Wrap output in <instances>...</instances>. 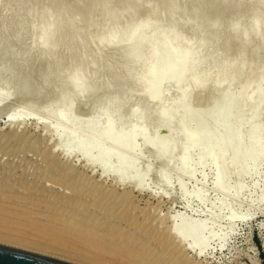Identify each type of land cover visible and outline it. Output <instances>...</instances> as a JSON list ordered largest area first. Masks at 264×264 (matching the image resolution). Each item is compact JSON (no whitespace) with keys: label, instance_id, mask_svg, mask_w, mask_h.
<instances>
[{"label":"rangeland","instance_id":"1","mask_svg":"<svg viewBox=\"0 0 264 264\" xmlns=\"http://www.w3.org/2000/svg\"><path fill=\"white\" fill-rule=\"evenodd\" d=\"M141 1L145 3L150 0ZM173 3H176L174 12L170 10L173 6H169L166 11L164 10L166 7H162L160 12H149L150 14L142 11L133 20L124 18L118 26L120 39L114 45L102 46L88 42L82 57H79V52L69 56L72 65L80 62L84 66L88 82L100 83L101 86L97 85L99 88L91 91L92 95L84 92L78 96L74 93L73 97L62 104V109L73 104V114L77 117L78 127L85 122L87 111L91 109L93 103L99 108H104L113 119L112 103L103 102L107 97L112 96V100L119 98L120 96L115 95L118 90L120 92L123 88L124 92L130 90L129 76L140 73L136 71L139 68L128 61L126 65L119 55L123 52L125 38L136 20L145 19L152 28L161 25L157 29L161 27L165 29L176 24L175 30L177 32L180 30L178 33L183 41L193 45L197 43L198 38L199 41L201 37L206 39L202 32L208 18L206 0H173ZM252 3L248 0L226 1L224 6L227 9L222 17L224 20L220 18L222 22L218 23V28L212 35L216 36L215 39L217 38L219 42H216V45L207 37V41L211 42L210 46L212 43L216 45L213 44L215 47L212 49L209 42L202 38L207 49L204 53L192 57L190 72L188 71L184 78L186 82L195 75L201 88L190 85L192 95H189L191 98L188 100L189 104L192 102L190 105L195 111L199 109L204 113L222 109L218 92L210 88L212 82L221 77L231 81L232 96L238 95L241 89H246L242 100L239 99L230 106L224 105L226 114L227 112L233 114L231 118L221 122L226 123L228 128L223 138L227 142L223 143L224 147H227L226 159L229 161L227 172H230L228 180L221 188L216 189L214 183L221 165L214 164L210 158H205L203 163H200L202 150L195 149L190 155L189 164L180 167L179 161L182 157L180 141H176L173 155L165 163L138 143L134 153L126 154L114 148L109 142L103 141L101 143L103 154L111 155L109 164L103 167L99 164L86 163L80 151L63 153L61 146L65 140H62L57 130L74 131L68 123L69 113H66L68 112L66 107L61 112H56L59 104L57 100L52 99L45 103L52 89L57 88V83L48 78L52 76H48L51 69H47L46 64L37 59L36 49L28 46L32 37L31 29L28 27L35 24V18L32 20L31 17L30 21L26 19L23 25H20L21 31L15 24L14 30L21 32L16 35L12 19L14 20L13 17L17 15L15 13L19 11L18 15L22 16L20 19L23 21L25 19L23 14L26 12L22 13L23 6V11L16 8L14 6L16 3L5 5L0 1V34L2 28L6 29L2 34L4 36H0V48L6 52V58L0 60V65L7 71L6 76L14 75L15 78V81L10 80L11 89L7 87L3 89L5 93L9 91L10 97L0 108V243L77 264H264V199H258V194L264 188V154L259 155L255 162L245 168V164L251 161L253 156L264 151V74H259L261 79L248 81L251 71L259 73L264 69V33H260L258 37L250 34H246V37L241 35L247 27L245 21L247 15L243 14L242 7L247 9ZM202 4L207 7H203ZM27 5L24 6L26 10L32 4ZM193 9L204 13L198 12L200 16L193 20L190 14ZM258 13L259 19L264 17V11L262 14L260 11ZM209 18L212 19L210 16ZM6 24L12 28L7 29ZM151 27L139 33L135 44L149 36ZM190 27H198V30ZM223 27L227 30H223ZM228 30L236 31V34H227L221 41L223 33ZM240 44L242 46H239ZM209 52L211 57L208 56ZM97 56L99 59L101 57V60L97 66L98 72H94L91 69ZM214 56L218 59L217 63L213 61ZM136 57L137 52H134L132 58ZM252 57L255 62H251ZM222 59L227 63L223 72L219 68ZM122 69L129 74L128 72L125 74V70ZM117 77H120L122 82H119L120 78L118 80ZM116 83L120 87H116L118 90L115 88ZM113 89L115 90L112 93ZM162 89L164 91L162 103L167 105L177 96L178 88L172 82H165ZM210 90L216 94H213L216 98ZM128 93L122 98L123 108L122 106L120 108L122 118L113 119L115 132L121 133V137H124L125 134L122 133L131 130L139 117L138 114H141L134 130H147L150 134L163 137L166 128L161 127L160 132H155L158 121L155 120L153 113L158 111L157 105L141 106L144 96L142 87ZM207 95L210 98L214 97L211 98L214 102L210 101V106L207 104L210 100ZM80 100L84 101V104ZM96 100H99V104ZM199 106L202 109L198 108ZM237 151L241 153L238 156ZM103 154L93 153L91 156L98 160ZM123 156L129 166L127 169L118 170L121 166L120 158ZM134 164L139 167V171L132 167ZM111 168L117 170L115 175L111 173ZM186 172H190L191 177L185 175ZM233 173L235 175H232ZM162 177H167L169 183H162ZM129 178H134L133 180L142 178L145 186L142 190H137L130 184ZM183 188L188 191L194 190V193H202L204 202L194 194L185 196ZM228 213H234L238 217L229 222ZM212 215L216 217L214 220L210 219ZM180 216L193 224L206 223V229L200 237L212 235V238L202 254L196 256L191 251H181L177 242L168 236L164 238L166 230L175 226ZM163 249L171 253L169 257L161 256ZM143 253H146V256L142 255Z\"/></svg>","mask_w":264,"mask_h":264},{"label":"bare ground","instance_id":"2","mask_svg":"<svg viewBox=\"0 0 264 264\" xmlns=\"http://www.w3.org/2000/svg\"><path fill=\"white\" fill-rule=\"evenodd\" d=\"M0 1L1 3L5 5H8V4L10 5L11 3H13L12 5H14L16 3V5H14L16 6V8L20 9L21 11L24 10L22 13L26 12L23 14V19L25 18L23 21H21L22 18L20 19V17L22 16L19 17L20 15L19 11L15 13V15L16 14L18 15L19 13L18 16L17 15L15 16L16 18L12 16L14 18V20L12 19L13 26L16 24L19 30H20V25H23V22L26 19L30 21L29 19L31 17H32V20H34L33 18H35L34 20L35 24L33 25L31 24L30 27H28L27 24H25L26 27H28V29L29 28L31 29V34H32L31 41L28 46L30 48L34 47V49H36L37 59L43 62V64H46L45 67L47 69H51L48 71L50 73L48 74V76L50 75L52 76L48 78L53 79L52 81L57 83V86H56L57 88L55 89L52 87L53 89H52L51 94L45 100V103L50 102V100L52 99H55L59 102L58 106L56 107V112H61L66 107L65 106L62 109V104L65 101H68L71 97H73L74 93L78 94V96L79 94L84 93V92H87L90 95H92L91 91H94L96 89L98 90L100 86L99 85L100 83L92 84L90 81L88 82V76H87V73L84 71V68H83L84 66L80 62H78L75 65L73 63L72 65V62L70 63V60H69L70 55L74 54L75 52H79L80 54L79 57H82L83 56L82 52H84V50L86 49V45L88 42H95L102 46L114 45V43L118 39H120L118 26L123 21L124 18H130L133 20L142 11L148 12V13L149 12L155 13L156 11H159L160 8L162 7H166L165 9L163 8L166 11L171 6H173V9H174L176 5V3L172 4L173 0L172 1L171 0H150V1L145 2L146 4L141 0H25V1L24 0H0ZM226 1L228 0H206L208 4V7L206 6L207 7L206 12H207L208 18L210 16L212 19L207 18L206 24L202 28L203 29L202 32H204L203 35H205L204 37H206V39L199 36L201 37L200 38L201 40L199 41V38L197 37L198 41L196 40L197 43L195 45H193V43L183 41L180 34L178 33L180 32V30L178 32L175 30L176 24L175 25L172 24L169 27L167 26V28L165 29H162L163 27H161V29H157L158 27L160 28L161 26L160 24H159L160 26L156 28H152L151 24L145 19L136 20L135 25H133L129 34L125 38L126 44L124 48L122 49L123 52L120 53L119 55H121L120 57L124 59V62L126 65L128 62H131L134 67L139 68V70L137 68L135 69H137L136 71H139L140 73H134V72H133L134 74L130 73L132 74L129 76L131 87H130V90L125 89L127 90L125 92H124V88L123 90L121 89L122 90L121 92L118 90V88H116V87H119L117 86L118 84H120L119 82H122V79L120 77H117L118 80L120 78V81L118 82V80L116 79L118 84L116 83L115 88L118 90V92L116 90L117 93L115 92L116 93L115 95L120 96V97L114 98L115 100H112L113 99L112 96L107 97V99H105V102H103L104 99L102 100V102L112 103L111 109L113 112L112 115L114 116L113 119H121L122 117H121L120 108L123 104L122 98L124 97V95L129 94L128 92L134 91L138 87L139 88L142 87V90L144 91V96L142 98L141 106L143 107L145 104L154 105V106L157 105L156 108H158V111H155L153 115L156 118L155 120L158 121L157 122L158 125H157L156 130L155 129L154 130L156 132V131H159V128L161 127L166 128L165 132L163 133L164 135L163 137L150 134L147 132V130H141V131L134 130L135 124L139 123L138 120L141 114H138L139 117L136 120V122L133 123V127H131L132 129L128 130V132L122 133V135L125 134V136L121 137L120 135L121 133L117 132L118 133L117 134L115 132V129H114L115 122L112 118L108 116L107 111L104 108L103 109L99 108L97 104L93 105L94 103L92 104L91 109L87 111L88 113L85 111V108L83 109L87 113V115L85 114L86 115L85 122L82 124V126L78 127L79 125H77V122H76L77 117L73 114L74 106L73 104H69V106L66 107V111H68L66 113H69L67 115L68 123L72 127V130L74 132H71L69 129H58L57 130L62 140H65V142L61 146L62 152L66 154H70L73 151L75 152L80 151L81 157L84 159L86 163H88L89 165L99 164L101 167H103L106 164H109L110 162L109 158L111 157V155H107V153L103 154L104 151H102V148H101L102 146L101 143L103 141H107L114 148L122 150L126 154L134 153V151L136 150V146L138 147V145H140L143 148L147 149L148 151H151V153L154 154L162 163H165L171 159L174 149H175L176 141H180V147L182 148V154H181L182 157L180 158L179 166L186 167V165L189 164L190 155L192 154V152L195 149L202 150V155H200V158H199L200 163H203L205 158H210L214 164L221 165L216 175V179L214 183L216 189L221 188L223 186V183H225V181L228 180V172H230V171L227 172L229 161H227L226 159V154H227L226 148L227 147L226 146L224 147V143L226 144L227 141L223 139L224 135H226L225 134L226 131H228V128H227L226 123L221 124V122H225L227 118L229 119L233 116V114L231 115V113H228V112L226 114L224 110L225 109L224 105L227 104L230 106L234 103H237L238 100L243 97L246 89L243 88L239 91L238 95L232 96L230 94L232 82L229 80L223 79V77H221L220 79L212 82L211 87L210 86L209 87L212 88V91L218 92L217 96L220 97L221 99L222 109L215 110L212 113L200 112V110L198 109L199 111L198 112L197 110L195 111L193 107H191L192 102L190 103L191 104L190 105L189 100H188V98H191L189 97V95L190 94L192 95L191 93L192 91H190V85L193 84V85L199 86L198 81L195 78V75L189 78L186 82H184V78L186 77V74L188 73V71L190 72V65H191L192 57L195 55L204 53V51H206L207 49V48L205 49L207 45L204 44L205 41H203L202 38L207 41V37H209L208 40L211 39L210 41L214 42L215 44L216 42H219L217 38L215 39L216 36L213 37L212 35L215 34L218 28V23L220 21L222 22V19H223L222 17H224L223 14L225 13V10L227 9V7L224 6ZM248 1H252L253 3L251 6L246 5L247 9L242 7L243 14L247 15V20H245L247 23V27L245 28L243 32H241V35L243 37H246L245 36L246 34H250V36L258 37L260 33L261 34L262 32L264 33V17L261 19H259L260 17H258V14H259L258 12L260 11L262 14V11H264V0H248ZM27 4H29V6L31 4L32 5L30 6L29 9L26 10V7L24 6ZM22 6L24 8L23 10H22ZM203 7L205 6L203 5ZM205 8L203 10L204 12H205ZM216 8L217 9L219 8V10L217 11ZM173 9L172 7L170 8V10L174 12L176 10V7L174 10ZM179 10L178 12H180ZM203 11H200V12L202 13ZM198 12L199 11L195 9L190 11V14L193 17V20H195L196 17L200 16L199 15L200 12L199 13ZM238 12H237V15H239ZM172 14L173 13H171V15ZM168 15H169V12H168ZM230 15L228 14V16ZM226 17L225 19L227 20ZM220 18L222 19L220 20ZM12 21H11V24H12ZM202 24H204V22L201 23V25ZM25 25L23 27H25ZM6 26H8L7 29L12 28L11 25L6 24ZM149 27L152 28L149 36L143 41H140L138 44H135L136 39L139 36V33L143 31H147V28ZM197 28H191V29L198 30ZM14 29H15V26L13 30ZM224 29L227 30V28L223 27V30ZM5 30H6L5 28H2L0 36L2 37L4 36L2 34L5 33ZM20 31H16L14 34L19 35V33H21ZM220 32L222 31L220 30ZM231 33L236 34V31H233V32L229 30L225 31L222 37L220 38L221 41L225 39V36L227 34L229 35ZM237 35H233V36L236 37ZM230 38H232V36H230ZM210 41H207V42H209V47L212 46V49H213L217 44L215 45L214 43H212V45L210 46L211 44ZM242 43L243 42H241V44ZM213 44L215 45L214 47H213ZM241 44L239 46H242ZM172 46H174L175 48L173 49ZM134 52H137L136 59L132 58V55L134 54ZM210 53L211 52H209L208 56L211 55ZM5 55H6V52L3 51L2 48H0V60L1 59L3 60L4 58H6ZM98 56L95 58V61L93 63L95 65H93L91 69L94 72L97 71V66L99 65V62L101 60V57L99 59ZM213 58H215L213 61L215 62L218 61L216 56H214ZM210 60L212 59L210 58ZM119 61H122V60H119ZM124 62L122 63V65L124 64ZM251 62H255V59L253 57L251 58ZM219 65H220L219 66L220 71L222 72L225 71L226 66H227V63L225 62V60L222 59ZM126 69H127V66H126ZM2 70L3 69L0 65V108L6 102V100L10 97V94L8 93L9 91L5 93L3 89L5 87H7V89H11L9 85L11 84V81H15V78L13 77L14 75L12 77L9 75L6 76L5 73L7 71L3 70L4 71L3 72ZM122 70L124 71L125 69H122ZM239 70H240V66L238 65L237 72H239ZM127 72L125 70V74ZM254 73L252 71L250 72L251 76L248 78L249 82L255 78L261 79L259 74H262V73L264 74V69L259 71V73H256V74ZM165 82H172L174 86L178 88V93L175 91L177 93V96H175L174 99L168 102L167 105H164L162 103L163 98H164V91L162 89V85ZM15 84H17V82ZM52 85H55V84H52ZM97 85L99 86L97 87ZM199 88L201 87L199 86ZM196 89L198 90V88ZM114 90L115 89H113V91L111 92L113 93ZM195 91L196 90L194 89V92ZM200 91H202V89ZM212 91L210 90V92ZM213 94L214 93L212 92V95ZM210 96H211V93H210ZM210 96L207 95L208 98H210ZM94 97H93V100H94ZM214 97H211V98L213 99ZM211 98L209 101L206 100V102L208 101L207 104L209 103L208 106H210V101L214 102L213 100H211ZM80 101L81 103L83 102L82 104H84V101L82 100ZM98 102L99 100L97 101V103ZM65 105L67 104L65 103ZM205 106L206 104L204 105V107ZM198 108H200V106ZM200 109H202V107ZM238 129L239 128H237V130ZM148 130H150V128ZM126 134L128 135L127 137H126ZM84 139H86V141ZM59 147H60V144H59ZM93 153H99L103 155L98 160H95L91 156ZM237 153H235L237 154V156L241 154L239 153V151H237ZM263 154H264V151H261L257 155L253 156L251 158L252 160L245 164V168H248L251 165V163L255 162V160L259 158V155H263ZM120 161H121L120 162L121 166L118 170H121V168L127 169L129 164L124 156L120 158ZM132 167H134V169H137V171L140 170L139 167L135 164ZM110 171L111 173L115 175L117 170L115 168H111ZM121 174H125V173H121ZM185 175L191 177L190 172H186ZM232 175H235V174L233 173ZM129 179H130V184H132L133 187L137 190H142L143 187L145 186L144 180L142 178L138 180H133L134 178L133 179L129 178ZM161 182L164 184H168L169 179H167V177H162ZM193 191L194 190L188 191L185 188H183V194L185 196L194 194L200 200H202V202H204L203 194L194 193ZM258 195H259V198H258L259 200L264 199V188L262 189L261 193H259ZM213 215L212 217H210L211 220H214L216 218ZM236 216L237 215L234 213H228V219L230 220L229 222L233 221ZM178 220L179 222L174 224L175 226L166 230V236H164V238L168 236L170 237V239L177 242V245L180 248L179 250L181 251H191L196 256L202 254L205 248L207 247L208 242L212 238V235H208L202 238L200 237V235L206 229V223L199 222L197 224H193V223L186 221L182 216H180ZM145 254L146 253H143L142 255L146 256ZM170 254L171 253L166 252L163 249L161 256L169 257Z\"/></svg>","mask_w":264,"mask_h":264},{"label":"water","instance_id":"3","mask_svg":"<svg viewBox=\"0 0 264 264\" xmlns=\"http://www.w3.org/2000/svg\"><path fill=\"white\" fill-rule=\"evenodd\" d=\"M0 264H77L0 243Z\"/></svg>","mask_w":264,"mask_h":264}]
</instances>
